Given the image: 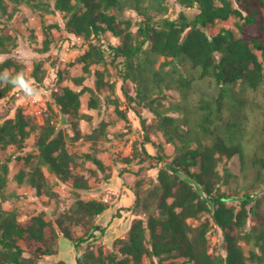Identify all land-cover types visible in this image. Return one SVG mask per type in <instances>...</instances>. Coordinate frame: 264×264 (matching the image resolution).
<instances>
[{
	"label": "trees",
	"instance_id": "obj_1",
	"mask_svg": "<svg viewBox=\"0 0 264 264\" xmlns=\"http://www.w3.org/2000/svg\"><path fill=\"white\" fill-rule=\"evenodd\" d=\"M13 1L36 7L44 5V0ZM180 1L199 7L193 19L184 15L179 20L155 19L153 12L168 11L167 0H55V9L66 12L64 31L83 37L90 44L77 58L84 71L91 73L93 65L123 59L124 80L131 79L137 84L138 96L151 98L148 104L155 117L150 124L142 119L146 140L141 142L142 152L138 156L140 163L149 158L162 162L159 184L151 192L158 213L146 207V216L134 218L126 239H118L119 247L105 251L100 245L97 251H81L83 243L106 235L107 226L97 219L110 208V202L83 199L76 191L71 206L55 221L44 213L21 219L15 209L3 207L5 200L17 195L8 189L13 157L7 156L0 161V264H35L33 258L57 254L61 235L73 242L77 264H141L145 257L158 258L160 264L169 257H181L184 264H248L249 260L264 264V253L256 254L252 245L247 256L241 244V240L252 242L251 236L244 232L250 214L257 213L264 224V213L256 210L264 204V196H259L264 184V60L256 51L260 50L264 58V0H242L239 6L232 0ZM128 8L143 17L137 22L136 32L131 18L123 15ZM15 12L16 4L0 0V17L13 19ZM231 17L239 18V33L228 27L216 33L206 30L217 20ZM108 31L121 42L94 43ZM9 44L12 35L5 26H0V53H9L12 49ZM160 56L188 61L195 76L188 78L177 65L166 69L168 60L157 66ZM25 68L13 57L0 59V99L16 88L12 81L17 75L28 81ZM94 72L99 91L115 90L116 84L106 78L105 70L97 68ZM32 76L38 82L44 80L41 62H36ZM84 79L85 76H80L75 81L82 84ZM195 80L214 82L218 92L201 90L192 100L191 93L198 86ZM85 90L92 92L90 105L98 107L93 88L85 86L79 90L65 86L62 92H53V101L48 103L42 123L36 122L22 107L0 122L2 154L10 145L23 149L27 138L36 133L39 152L23 157L14 175L18 186L32 185L40 195L58 197L46 167L61 180H72L76 190L90 187L88 179L75 171L81 156L69 150L68 140L82 137L98 140L107 133L108 123L103 122L100 129L90 134L82 132L79 121L84 115L81 106ZM166 90L177 91L181 99L163 106L159 100ZM125 94L130 101L134 100ZM115 101L116 111L128 119L127 108L121 109L118 100ZM172 110L183 111V120L170 115ZM59 114L70 122L74 135L58 126ZM147 129L162 132L167 142L174 143L176 152L171 160L166 159L164 152L154 154L147 148V140L151 141ZM237 154L242 162V175L234 174L228 167L221 174L219 164L224 156L231 158ZM83 156L105 169L97 152ZM131 160L132 157L127 158ZM136 195L139 197L138 191ZM207 213L223 232L225 255L211 250L208 233L212 224L209 219L203 220ZM190 219L200 223L195 225ZM78 225H82V234L74 228ZM257 241L256 246L264 241V227ZM53 264L70 263L60 259Z\"/></svg>",
	"mask_w": 264,
	"mask_h": 264
},
{
	"label": "rangeland",
	"instance_id": "obj_2",
	"mask_svg": "<svg viewBox=\"0 0 264 264\" xmlns=\"http://www.w3.org/2000/svg\"><path fill=\"white\" fill-rule=\"evenodd\" d=\"M232 1L235 6H239L240 1L242 2V0ZM7 2L16 4V12L13 19L7 20L6 16H1L2 23L0 26H5L6 30L12 35V44H9L12 49L9 53H0V58L13 57L17 62L24 64L26 66L25 72L28 75V81L26 82L34 90H38L40 96L39 99L33 100L16 87L8 96L0 99V122L14 116L16 110L22 107L36 122L42 123L48 103L53 101L52 94L54 91L62 92L65 86L79 90L87 86L95 90L98 107L90 105L92 92L85 90L82 95L81 106V112L84 115L79 121L82 132L90 134L100 129L103 122L108 123V127L107 133L95 141L83 137L77 140H68L69 150L81 156L77 159L75 171L88 179L89 188L76 190L72 180H61L54 172L45 167L50 182L53 184L54 189L59 192V196L54 198L45 194H38L37 189L32 185L18 186L14 180V175L23 162V157L30 153L39 152L35 145L36 133H32L27 138L23 149L16 145H10L5 154L0 153V161H4L7 156L13 157L10 163L8 189L9 192L16 191L17 195L5 200L3 207L8 210L15 209L19 212L21 219L44 213L47 218L55 221L62 211L71 206L75 200L76 191L80 192L83 199L108 201L111 204L109 210L103 217H98L97 222L102 226L106 225L108 228L111 225L118 228V231L113 233L118 234V237L111 239L109 242L106 239L104 240L102 236L98 239L92 238L83 243L81 251L86 249L97 251L100 245L103 246L105 251H109L118 246V239H126L132 219L146 216V207H150L155 214L158 213L155 208L156 198L151 195V192L159 184L158 172L162 162L156 163L155 159L149 158L140 163L138 156L139 152H142L141 142L146 140L142 119L150 124L153 123L155 117L148 104L151 98L145 99L138 96L137 84L131 79L124 80L121 73L122 69H125V65L121 62L123 59H120V63H112L110 59L106 64L93 65L91 73L84 71L83 63L78 62L77 58L90 48V44L83 37L64 31L66 12L55 9V0H44V5L37 7L25 2L16 3L13 0H7ZM167 5L168 11L166 13L153 12L155 19L179 20L182 15L188 19H193L200 10L197 5L187 6L180 0H167ZM123 15L131 18L134 23L132 29L136 32L137 22L143 17L133 8L126 9ZM239 22L240 20L237 17H231L228 20L220 19L210 24L206 30L209 33H216L222 27H228L239 33ZM142 38L139 37V40ZM108 40L114 43L121 42L119 37L108 31L103 39H96L94 43L100 45ZM48 41L49 45L47 46ZM150 43L151 41L147 42L145 47L149 48ZM256 51L261 60H264L262 52L260 50ZM166 60H168L165 65L166 69L172 65H177L188 78L195 76L191 64L186 60L160 56L157 66H160ZM36 62H41L44 70L45 78L41 82L36 81L32 76ZM97 68L105 70L106 78L116 84L114 91L109 89L99 91L97 89V77L94 72ZM59 72H61V75ZM80 76H85V79L82 84H77L75 78ZM195 82L198 86L191 93L192 100L199 95L201 90L212 93L218 92L219 87L214 82L212 84H210V81L199 82L195 80ZM125 92L133 96L134 100L130 101ZM160 98L159 102H162L163 106H168L170 102L179 101L181 95L175 90H166ZM115 100H118L121 109L125 110L127 108L128 119H125L116 111L117 104ZM158 107L163 108L161 105ZM169 114L182 120L184 117L183 111L172 110ZM57 124L60 128L69 132L70 135H74L70 122L62 114L57 116ZM147 130L151 138V141L147 140V148L154 154L164 152L167 155L166 159L171 160L176 152L174 143L167 142L162 132ZM192 146H196V143H192ZM95 152H97L98 158L103 161L105 169L100 168L95 160L83 156L85 153L94 154ZM130 157H132V160L127 161V158ZM225 167H228L234 174H241L242 162L240 155L237 154L231 158L224 156L219 164L221 174L224 173ZM260 188L259 196H264V184ZM137 191L140 194L139 197L136 195ZM243 193L244 191L240 192V195ZM254 204L255 202L252 205ZM256 210L264 213V204ZM206 219H209L212 224L208 233L212 252L225 255L227 251L222 230L214 224L210 213H207L203 220ZM260 220L257 213L250 214L244 232L251 236L252 242L241 240L247 256L251 254L252 245L256 254L264 253V241L260 242L261 245L256 246L258 244L257 237L260 236L264 227ZM190 221L195 225L200 223V221L194 219H190ZM74 228L79 234H82V225L74 226ZM109 236H112L111 233ZM61 237L62 235L57 246L62 254L60 257L72 262L75 251L73 242L67 238L61 239ZM44 258L45 256H41L33 258V260L35 264H51L50 261H44ZM53 259H56V257H52L51 260ZM153 263L160 264L159 259L145 257L141 264ZM161 264L184 263L181 257H169ZM248 264L257 263L249 260Z\"/></svg>",
	"mask_w": 264,
	"mask_h": 264
},
{
	"label": "crops",
	"instance_id": "obj_3",
	"mask_svg": "<svg viewBox=\"0 0 264 264\" xmlns=\"http://www.w3.org/2000/svg\"><path fill=\"white\" fill-rule=\"evenodd\" d=\"M108 210H109V209H108ZM108 210H107V211H108ZM107 211H106V212H107ZM106 212H104L103 214H101L99 217H103V216L105 215ZM124 218H125V216H124ZM133 220H134V219L131 220V223H132ZM131 223H130V226H131ZM112 226H113V225H111L109 228L107 227V233H106V235L104 236V240L106 239V240H108V242H109L111 239H114V238H117V237H118V234H113V233H115V232L118 231V228H116V227H112ZM130 226H129V228H130ZM110 233H111L112 236H109ZM61 239H65V237L62 236ZM61 239H60V240H61ZM61 255H62V254H61V251L58 250V253H57V254H54V255H47V256H45L44 261H50L51 264H53L54 262H56V261L62 259V258L60 257ZM76 255H77V253H76V251H74V255L72 256L73 258L71 257V258H72V262L69 261L68 259H67V261H68L70 264H77V263H76ZM52 257H56V259L51 260Z\"/></svg>",
	"mask_w": 264,
	"mask_h": 264
},
{
	"label": "clouds",
	"instance_id": "obj_4",
	"mask_svg": "<svg viewBox=\"0 0 264 264\" xmlns=\"http://www.w3.org/2000/svg\"><path fill=\"white\" fill-rule=\"evenodd\" d=\"M2 59V58H0ZM15 87L21 89L23 93L32 98L33 100L39 99L40 93L38 90H34L24 79L22 76L17 75V77L12 81Z\"/></svg>",
	"mask_w": 264,
	"mask_h": 264
}]
</instances>
